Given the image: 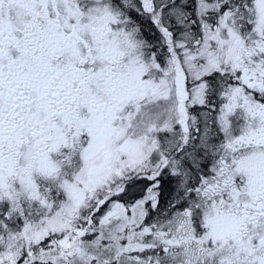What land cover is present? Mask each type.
<instances>
[{
  "label": "snow or ice",
  "instance_id": "6c2138e0",
  "mask_svg": "<svg viewBox=\"0 0 264 264\" xmlns=\"http://www.w3.org/2000/svg\"><path fill=\"white\" fill-rule=\"evenodd\" d=\"M0 264H264V0H0Z\"/></svg>",
  "mask_w": 264,
  "mask_h": 264
}]
</instances>
